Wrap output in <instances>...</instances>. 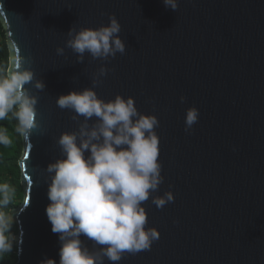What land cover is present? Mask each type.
Wrapping results in <instances>:
<instances>
[{"label":"water","instance_id":"obj_1","mask_svg":"<svg viewBox=\"0 0 264 264\" xmlns=\"http://www.w3.org/2000/svg\"><path fill=\"white\" fill-rule=\"evenodd\" d=\"M0 21L15 264H264V0H0Z\"/></svg>","mask_w":264,"mask_h":264},{"label":"trees","instance_id":"obj_2","mask_svg":"<svg viewBox=\"0 0 264 264\" xmlns=\"http://www.w3.org/2000/svg\"><path fill=\"white\" fill-rule=\"evenodd\" d=\"M10 50L6 31L0 21V264H15L18 225L10 220V211L23 201L19 161L24 151L23 113L8 77Z\"/></svg>","mask_w":264,"mask_h":264},{"label":"rangeland","instance_id":"obj_3","mask_svg":"<svg viewBox=\"0 0 264 264\" xmlns=\"http://www.w3.org/2000/svg\"><path fill=\"white\" fill-rule=\"evenodd\" d=\"M15 239V238H14Z\"/></svg>","mask_w":264,"mask_h":264}]
</instances>
